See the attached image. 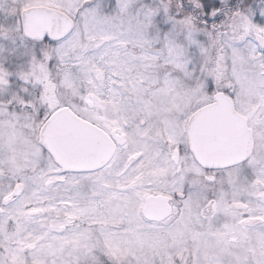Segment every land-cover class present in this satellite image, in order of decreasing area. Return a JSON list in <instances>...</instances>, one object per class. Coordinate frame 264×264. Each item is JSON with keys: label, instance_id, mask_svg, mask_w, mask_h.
I'll list each match as a JSON object with an SVG mask.
<instances>
[{"label": "snow or ice", "instance_id": "1", "mask_svg": "<svg viewBox=\"0 0 264 264\" xmlns=\"http://www.w3.org/2000/svg\"><path fill=\"white\" fill-rule=\"evenodd\" d=\"M0 264H264V0H0Z\"/></svg>", "mask_w": 264, "mask_h": 264}]
</instances>
